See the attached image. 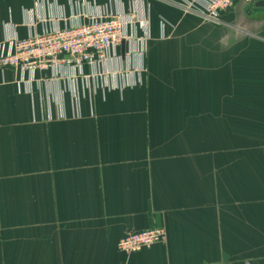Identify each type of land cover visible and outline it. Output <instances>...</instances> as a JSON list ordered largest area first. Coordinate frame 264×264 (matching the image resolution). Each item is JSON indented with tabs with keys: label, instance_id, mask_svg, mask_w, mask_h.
Listing matches in <instances>:
<instances>
[{
	"label": "crops",
	"instance_id": "1",
	"mask_svg": "<svg viewBox=\"0 0 264 264\" xmlns=\"http://www.w3.org/2000/svg\"><path fill=\"white\" fill-rule=\"evenodd\" d=\"M99 14L130 35L104 65L0 69V264H264V7L0 0V49Z\"/></svg>",
	"mask_w": 264,
	"mask_h": 264
},
{
	"label": "built area",
	"instance_id": "2",
	"mask_svg": "<svg viewBox=\"0 0 264 264\" xmlns=\"http://www.w3.org/2000/svg\"><path fill=\"white\" fill-rule=\"evenodd\" d=\"M241 1L256 4L264 0H179V5L204 20L220 22L222 14ZM123 22L120 16L99 14L81 26L14 39L9 41L7 51L0 49V69L33 76L59 68L82 71L85 66L100 67L130 37ZM145 27V23H139V28ZM167 240L166 230L149 229L127 234L120 239L118 249L134 254L165 244Z\"/></svg>",
	"mask_w": 264,
	"mask_h": 264
},
{
	"label": "water",
	"instance_id": "3",
	"mask_svg": "<svg viewBox=\"0 0 264 264\" xmlns=\"http://www.w3.org/2000/svg\"><path fill=\"white\" fill-rule=\"evenodd\" d=\"M257 6L258 7H264V1H262V2H259V3H257ZM122 50H123V52L125 51L124 49H125V43L123 42V44H122Z\"/></svg>",
	"mask_w": 264,
	"mask_h": 264
}]
</instances>
